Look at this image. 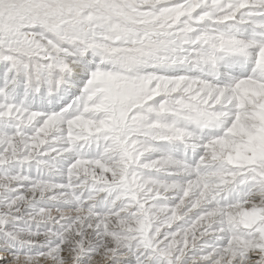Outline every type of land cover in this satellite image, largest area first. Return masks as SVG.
<instances>
[{"label": "snow or ice", "instance_id": "obj_1", "mask_svg": "<svg viewBox=\"0 0 264 264\" xmlns=\"http://www.w3.org/2000/svg\"><path fill=\"white\" fill-rule=\"evenodd\" d=\"M0 264H264V0H0Z\"/></svg>", "mask_w": 264, "mask_h": 264}]
</instances>
